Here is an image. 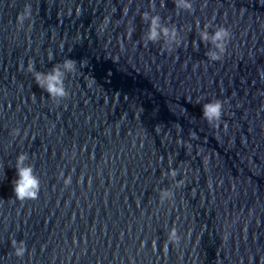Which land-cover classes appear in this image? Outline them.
<instances>
[{
  "label": "water",
  "instance_id": "water-1",
  "mask_svg": "<svg viewBox=\"0 0 264 264\" xmlns=\"http://www.w3.org/2000/svg\"><path fill=\"white\" fill-rule=\"evenodd\" d=\"M192 4L0 0V264H264V0ZM146 11L179 43H146ZM205 26L231 31L218 61ZM67 58L53 99L28 66ZM19 152L34 199L13 192Z\"/></svg>",
  "mask_w": 264,
  "mask_h": 264
},
{
  "label": "clouds",
  "instance_id": "clouds-1",
  "mask_svg": "<svg viewBox=\"0 0 264 264\" xmlns=\"http://www.w3.org/2000/svg\"><path fill=\"white\" fill-rule=\"evenodd\" d=\"M178 9L192 10V0H175ZM143 19L148 23V30L145 33V42H157L164 40L170 48L173 44L179 43L177 32L174 27H168L162 23L159 14L150 12L143 13ZM23 20V16L21 17ZM231 40V31L224 26H217L214 30L209 31L205 26L199 32V41L209 45L205 55L211 61H218L225 53L226 46ZM194 43H196L194 41ZM76 61L72 58L65 59L62 63L53 65L51 70L44 72L36 69L34 65H29L28 70L33 73L37 85L43 88L53 99H63L68 96L65 86V76L75 71ZM223 114V102L220 99L208 100L202 105V115L208 122H214L221 118ZM18 133V130H17ZM29 155L26 152H19L15 157L14 168L16 176L12 181L13 192L19 200L34 199L38 196L40 179L35 174L34 168L27 163ZM171 175L176 176V172L172 171ZM71 178L68 177L65 183H70ZM179 186V185H177ZM174 193L169 189H164L160 193L161 200L171 198ZM179 234L175 228L168 233L170 241H179ZM25 247L21 241L15 248L16 254L23 255Z\"/></svg>",
  "mask_w": 264,
  "mask_h": 264
}]
</instances>
